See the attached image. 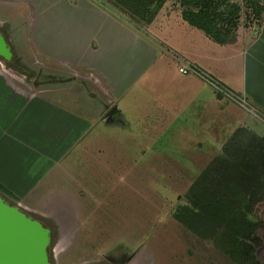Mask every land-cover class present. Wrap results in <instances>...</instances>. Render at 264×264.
<instances>
[{
  "label": "rangeland",
  "instance_id": "374dc122",
  "mask_svg": "<svg viewBox=\"0 0 264 264\" xmlns=\"http://www.w3.org/2000/svg\"><path fill=\"white\" fill-rule=\"evenodd\" d=\"M93 1L125 20L121 34L125 32L128 47L138 49V28L148 23L132 17L111 0ZM195 1L194 6H183L182 0H166L164 8L183 11L204 7L213 14L215 23L234 33L251 28L257 32L262 24L258 12L246 0ZM12 50L11 61L0 57L2 124L8 123L13 107H18L15 117L19 116L21 122L22 108H34L43 102L59 112L57 119H61L47 116V125H38V115L30 114L35 125L27 126L29 141L59 136L66 132L67 125L82 126L80 134L85 126L96 127L92 141L86 143L85 137H80L83 146L74 153L78 159L67 158L72 170L67 176H48L52 177L48 183L43 181L31 191L0 185L6 199L21 204L51 229V264H240L230 246L222 242L221 228L214 234H210L211 229L199 234L175 215L183 206L192 205L203 175L227 145L240 168L238 192L248 197L249 192L244 190L249 181L264 171V165L259 170L255 165L264 154V128L172 125L168 130L169 125H140L139 86L127 93L132 92L129 96L134 102L129 104L123 96L114 95L119 93L107 78H122L130 86L132 79L138 78V60L133 53L109 65L111 72L105 68L102 74L99 65H59L45 61L36 49L32 51L35 54L14 46ZM36 112L39 114V106ZM260 177L248 191L262 186L249 203L258 224L254 232L258 239L254 243L256 256L264 264V172ZM221 186L222 207L237 208L242 198L232 196L225 181Z\"/></svg>",
  "mask_w": 264,
  "mask_h": 264
},
{
  "label": "crops",
  "instance_id": "0c3cea01",
  "mask_svg": "<svg viewBox=\"0 0 264 264\" xmlns=\"http://www.w3.org/2000/svg\"><path fill=\"white\" fill-rule=\"evenodd\" d=\"M164 6L150 23L138 28V49L128 47L125 32L121 34L125 20L93 0H0V31L14 48L30 53L36 49L45 61L59 65H99L103 67L99 69L102 74L105 68L111 72L109 65L133 53L138 60V78L132 79L130 86L122 78H107L110 87L119 93L114 95L123 96L129 104L134 103L129 95L139 86L140 125H169L168 130L172 125L264 128L263 120L203 78L180 71L187 64L212 75L225 89L243 95L264 115V13L257 32L255 28L237 31L235 42L218 43L185 20L182 9ZM41 104L22 108L21 122L19 116L15 117L17 106L11 109L8 123L4 125L0 120V185L20 190L27 187L31 191L43 181L48 183L52 178L48 176H67L72 171L67 158L77 157L74 153L83 146L80 137H85L86 143L94 138L95 125L85 126L81 134L82 126L67 125L66 132L59 136L29 141L27 126L35 125L30 114L38 115V125H47L50 116L55 121L61 119H57L59 112ZM55 121L54 125H58Z\"/></svg>",
  "mask_w": 264,
  "mask_h": 264
},
{
  "label": "trees",
  "instance_id": "16d2710c",
  "mask_svg": "<svg viewBox=\"0 0 264 264\" xmlns=\"http://www.w3.org/2000/svg\"><path fill=\"white\" fill-rule=\"evenodd\" d=\"M111 1L115 3L116 7L122 8L132 17L150 23L166 0ZM246 2L252 4V7L258 12V18L263 20L264 3L261 0H246ZM182 5L194 6L196 1L182 0ZM183 18L191 25L202 29L218 43H232L237 39L236 32L221 28L213 21V14L204 7L198 10H183ZM261 142L264 143V138ZM235 160L231 158L229 145H227L224 154L217 157L209 166L208 172L203 175V183H201L203 186L201 185L200 189L193 194L192 205L183 206L175 216L181 223L199 234L206 233L205 231L208 232L210 229L212 230L210 234H214L217 229L221 228L220 238L222 242L230 246L229 250L234 253L240 264H262L256 256L258 248L254 244L258 242V239L254 237L258 224L252 218L253 209L249 203V199L252 198L253 200V197L260 192L262 186L258 185L252 192L248 190L255 183L260 182V175L264 171H259L256 180L249 181V187L244 190V192L249 193L248 197H245L244 194L238 192L241 189L238 177L240 168ZM255 165L258 170L261 169L260 167L264 165V154L256 159ZM208 177L212 179L208 180ZM223 181H225V185L231 187L232 196L238 195L242 198L243 202L237 208L225 210L222 207L221 188L223 189L224 186L221 185Z\"/></svg>",
  "mask_w": 264,
  "mask_h": 264
},
{
  "label": "water",
  "instance_id": "95a60500",
  "mask_svg": "<svg viewBox=\"0 0 264 264\" xmlns=\"http://www.w3.org/2000/svg\"><path fill=\"white\" fill-rule=\"evenodd\" d=\"M0 57L6 61L14 57L12 47L2 31ZM51 241V229L48 226L0 193V264H51Z\"/></svg>",
  "mask_w": 264,
  "mask_h": 264
},
{
  "label": "built area",
  "instance_id": "2783aa9c",
  "mask_svg": "<svg viewBox=\"0 0 264 264\" xmlns=\"http://www.w3.org/2000/svg\"><path fill=\"white\" fill-rule=\"evenodd\" d=\"M180 71L184 74L189 72H193L199 77L203 78L206 82L210 83L213 87L216 88L217 91L223 93L224 95L229 96L233 101L237 102L239 105L243 106L244 108L248 109L254 116L259 117L261 120L264 121V115L253 105L248 99H246L243 95H237L229 92L225 89L222 84L212 75L201 71L195 67H189L187 64H184L180 67Z\"/></svg>",
  "mask_w": 264,
  "mask_h": 264
}]
</instances>
